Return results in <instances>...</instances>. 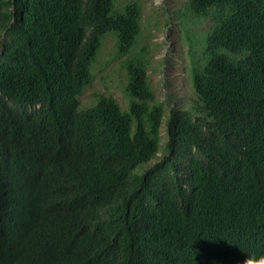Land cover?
Masks as SVG:
<instances>
[{"label": "trees", "instance_id": "16d2710c", "mask_svg": "<svg viewBox=\"0 0 264 264\" xmlns=\"http://www.w3.org/2000/svg\"><path fill=\"white\" fill-rule=\"evenodd\" d=\"M140 2L0 0V135L38 140L45 154L44 170L0 159V190L36 187L50 204L31 213L53 219L30 264L264 255V0H187L178 23L167 20L191 30L187 109L158 99L147 48H138ZM198 19L212 25L206 41ZM108 36L119 57L131 56L121 64L127 108L104 96L83 109ZM39 103H50L48 115ZM1 228L0 242L21 238L10 221Z\"/></svg>", "mask_w": 264, "mask_h": 264}, {"label": "rangeland", "instance_id": "374dc122", "mask_svg": "<svg viewBox=\"0 0 264 264\" xmlns=\"http://www.w3.org/2000/svg\"><path fill=\"white\" fill-rule=\"evenodd\" d=\"M186 3L187 0H141L140 2L142 32L138 48L142 46L147 48L148 73L159 101L166 103L170 97L171 106L178 109L191 107L190 99L193 96L189 70L191 57L188 54L190 41L187 39L189 38L187 32L191 30H186L189 26L184 22L183 29L179 32L180 28L167 25L170 24L167 20L171 19L178 23V10ZM195 24L198 31L204 30L202 20L198 19ZM206 29H209L208 25ZM197 40L206 41V35H199ZM196 50L199 52L200 49ZM130 57L125 54L121 57L117 55L112 36L105 39L99 59L93 66V82L80 98L83 107L93 106L98 95H105L114 98L124 109L127 108L122 86L126 81V72L121 64ZM166 107L170 110L169 105ZM163 135L165 138L161 146L166 143L167 135L165 132ZM161 155L162 153H159V156Z\"/></svg>", "mask_w": 264, "mask_h": 264}, {"label": "clouds", "instance_id": "9594fccd", "mask_svg": "<svg viewBox=\"0 0 264 264\" xmlns=\"http://www.w3.org/2000/svg\"><path fill=\"white\" fill-rule=\"evenodd\" d=\"M203 26L204 30L202 32L199 31V33L205 34L207 37L212 29V25H208L209 29H206L207 24H203ZM115 51L117 55H119V49ZM100 53L101 50L97 55L96 63ZM104 96L105 95H98L96 103L98 98ZM96 103L93 106H95ZM37 107L39 109L44 108L42 114H45V116L50 113V103H46L45 106L43 103H39ZM80 107L88 109L87 107H83L81 103ZM65 120V118L60 117L58 122L62 124ZM1 141L4 145L0 155L2 166L5 165L11 169L22 171H28L26 168L30 167L44 170L45 154L42 147L39 145L40 141H34L27 136L20 141L14 139L12 144L11 138L4 143L1 136ZM35 188L36 187L27 185H16L7 186L3 191L0 190V230L2 229L1 227H8L10 221L12 225L18 228L21 234L20 239L10 243L1 240L0 264H30L31 261L34 260V253L37 247L35 240L46 235L53 226V219H51L50 215L46 213L40 215L31 213V209L34 205L46 207L50 204L47 200V195L45 193H40L37 189L35 190ZM48 258L51 259L52 262L59 264L53 256H49ZM238 264H264V255H260L259 257L255 255L245 256Z\"/></svg>", "mask_w": 264, "mask_h": 264}]
</instances>
